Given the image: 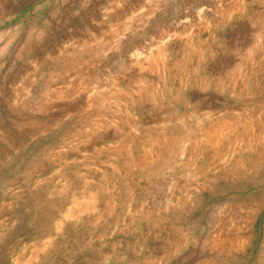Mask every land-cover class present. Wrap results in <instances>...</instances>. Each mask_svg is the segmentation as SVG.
Wrapping results in <instances>:
<instances>
[{
    "label": "rangeland",
    "instance_id": "374dc122",
    "mask_svg": "<svg viewBox=\"0 0 264 264\" xmlns=\"http://www.w3.org/2000/svg\"><path fill=\"white\" fill-rule=\"evenodd\" d=\"M0 264H264V0H0Z\"/></svg>",
    "mask_w": 264,
    "mask_h": 264
},
{
    "label": "bare ground",
    "instance_id": "6f19581e",
    "mask_svg": "<svg viewBox=\"0 0 264 264\" xmlns=\"http://www.w3.org/2000/svg\"><path fill=\"white\" fill-rule=\"evenodd\" d=\"M206 136H207V137H209V136H210V135H209V132H206Z\"/></svg>",
    "mask_w": 264,
    "mask_h": 264
}]
</instances>
